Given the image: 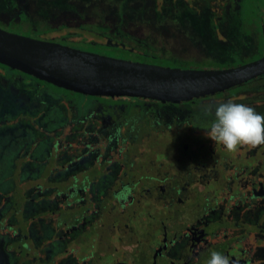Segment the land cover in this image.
I'll use <instances>...</instances> for the list:
<instances>
[{"label":"flooded vegetation","instance_id":"1","mask_svg":"<svg viewBox=\"0 0 264 264\" xmlns=\"http://www.w3.org/2000/svg\"><path fill=\"white\" fill-rule=\"evenodd\" d=\"M159 1L127 14L96 0H0V28L171 68L230 69L264 57V0ZM180 37L192 50L178 61L171 45ZM32 87L41 89L35 97ZM7 89L29 94L37 110L12 138L17 153L0 152L9 163L0 177V264H207L213 251L230 264H264V144L228 151L206 136L217 104L264 115V75L170 103L85 96L0 64V93Z\"/></svg>","mask_w":264,"mask_h":264},{"label":"water","instance_id":"2","mask_svg":"<svg viewBox=\"0 0 264 264\" xmlns=\"http://www.w3.org/2000/svg\"><path fill=\"white\" fill-rule=\"evenodd\" d=\"M0 64L55 87L93 97L180 103L264 75V57L230 69L190 70L132 62L0 28Z\"/></svg>","mask_w":264,"mask_h":264},{"label":"rangeland","instance_id":"3","mask_svg":"<svg viewBox=\"0 0 264 264\" xmlns=\"http://www.w3.org/2000/svg\"><path fill=\"white\" fill-rule=\"evenodd\" d=\"M96 1L97 2H95V4H97L98 6L104 7L105 12H109L110 10L112 11V10L116 9L117 7H119V5H120L121 8H123L127 14H133V11L145 13V11L147 10L148 4H149L148 0H134V1L125 0V1H122L120 3H116V1H114V0H113V2H112V0H110V1L96 0ZM163 2H165V1H163V0L159 1L158 8H160V6L163 5ZM254 10H256V7L254 4L253 5L251 4L249 9L245 10V13H243L244 20L249 18V21H250V15L253 14L252 11H254ZM109 14L110 13H107L105 15H109ZM105 15H103V16H105ZM173 15L174 16L179 15L177 7L174 8ZM99 24H100L99 21H97L94 23H89V24H87V26L97 27ZM200 31L205 32V34H207V32H206V31H208L207 26L202 25ZM171 46H173L174 51L177 54L176 55L177 57H174V59L178 60V61H180V59L185 60V58L187 56H189V55H187V52L192 50L191 48L188 47L186 42L183 40V37L176 38L172 42ZM179 52L181 54H183V57H181ZM163 64L166 66H171L172 63L170 61H168V62H164ZM7 73L9 75H11L12 71L8 70ZM23 84H25V82H20V81L15 82L14 81V82H10L9 86L17 89L19 87V85H23ZM33 88L34 87L27 88L26 91L31 96L35 97V96H37V94L39 92H41V89L38 88L37 90H34ZM7 90L8 91L6 93H4V92L0 93V121L3 120V121L8 122L4 125H0V152L1 153H4V152L9 153V152L15 151L17 153V150L20 149V147H18V146H20V145H14L13 146L11 144L12 138H14L15 135L18 134V132L23 133L22 131H25L27 128L31 127L29 120L32 119V116L28 113L30 111L33 112L37 109H28L29 103H27L28 102L27 95H29V94L26 93L27 94L26 95L24 92H22V93L17 95L16 91L13 90V92H15V94H14V93L10 92L9 89H7ZM50 94L58 97V94H54L53 92ZM14 101H16V103H14ZM46 103H49V101L46 100ZM22 139L23 138H21L20 141L18 142L19 144H22V142H23ZM27 145L28 144H24V147L26 148ZM4 161H0V166H1L0 177L6 176L5 171H6L7 167L9 166V163H4ZM16 175L19 176V173L17 172Z\"/></svg>","mask_w":264,"mask_h":264},{"label":"clouds","instance_id":"4","mask_svg":"<svg viewBox=\"0 0 264 264\" xmlns=\"http://www.w3.org/2000/svg\"><path fill=\"white\" fill-rule=\"evenodd\" d=\"M207 114H212L209 106ZM216 145L222 144L228 151H236L238 145L256 147L264 144V115L243 103L229 100L215 106V119L206 133ZM207 264H230L229 258L213 251Z\"/></svg>","mask_w":264,"mask_h":264},{"label":"trees","instance_id":"5","mask_svg":"<svg viewBox=\"0 0 264 264\" xmlns=\"http://www.w3.org/2000/svg\"><path fill=\"white\" fill-rule=\"evenodd\" d=\"M24 74V73H23Z\"/></svg>","mask_w":264,"mask_h":264}]
</instances>
